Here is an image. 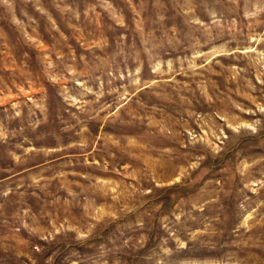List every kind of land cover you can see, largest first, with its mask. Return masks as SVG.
Here are the masks:
<instances>
[{"label": "rangeland", "instance_id": "rangeland-1", "mask_svg": "<svg viewBox=\"0 0 264 264\" xmlns=\"http://www.w3.org/2000/svg\"><path fill=\"white\" fill-rule=\"evenodd\" d=\"M0 264H264V0H0Z\"/></svg>", "mask_w": 264, "mask_h": 264}]
</instances>
